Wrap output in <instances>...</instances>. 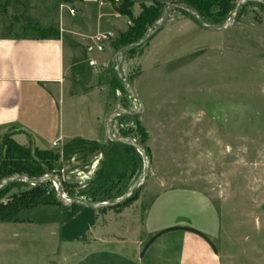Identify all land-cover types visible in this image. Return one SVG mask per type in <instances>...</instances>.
I'll return each instance as SVG.
<instances>
[{
	"label": "rangeland",
	"instance_id": "1",
	"mask_svg": "<svg viewBox=\"0 0 264 264\" xmlns=\"http://www.w3.org/2000/svg\"><path fill=\"white\" fill-rule=\"evenodd\" d=\"M36 1L0 3L10 32L47 33L38 28L48 26L49 18ZM130 1L133 16L141 5L162 3L161 18L166 6L181 3ZM238 1L231 0L227 8L211 5L207 23H226ZM159 21L143 45L118 57L122 75L141 102V113L125 121L114 118L110 125L111 133L120 136V124L150 159L141 198L142 235L184 225L209 238L219 264H264V1L242 4L223 31H210L178 9L169 11L158 27ZM86 71L90 75L88 66ZM109 73L111 89L119 93L116 109L137 110L112 68ZM15 134L20 133L1 135L0 149L3 136L16 142ZM21 146L35 148L29 140ZM98 148L82 151L73 161V152L59 149L65 198L90 203L94 183L100 187L94 198L112 202L141 178L143 160L136 151L108 140ZM99 176L109 181L91 182ZM54 185L48 190H55ZM6 187L0 203L31 186L18 181ZM80 195L84 197H76ZM16 218L25 225L0 230V264H44L50 257L54 223L71 221L69 235L77 239L82 222L74 220L72 212L60 215L42 206L22 210ZM71 254V261L79 264L78 248L72 246Z\"/></svg>",
	"mask_w": 264,
	"mask_h": 264
},
{
	"label": "crops",
	"instance_id": "2",
	"mask_svg": "<svg viewBox=\"0 0 264 264\" xmlns=\"http://www.w3.org/2000/svg\"><path fill=\"white\" fill-rule=\"evenodd\" d=\"M36 2L49 18L48 26H38L47 29L43 36L10 32L5 24L7 15H0V136L19 132L13 136L18 144L29 140L39 150H63L75 142L101 145L107 141L105 120L116 109L119 94L109 82L115 53L108 45L101 54H92L99 63L95 70L89 65L86 47L98 33L112 32L116 37L129 22L105 0ZM77 156H71V160ZM143 190H139L135 201L119 210L42 206L60 215L72 212L74 220H82L77 239L69 235L71 221L54 223L50 257L44 264H75L71 261L72 246L78 248L79 264H219L207 242L181 230L156 237L141 254L148 240L160 231L187 227L169 226L151 236L142 235ZM23 225V220L17 218L0 221V230ZM1 240L0 233V247Z\"/></svg>",
	"mask_w": 264,
	"mask_h": 264
},
{
	"label": "trees",
	"instance_id": "3",
	"mask_svg": "<svg viewBox=\"0 0 264 264\" xmlns=\"http://www.w3.org/2000/svg\"><path fill=\"white\" fill-rule=\"evenodd\" d=\"M108 1L109 5L111 6L112 10L116 12L117 14L124 16L128 20L127 28L124 32L118 33L116 38L110 43V45L114 42V50L115 52L120 49L121 47H124L126 45L135 43L143 38L145 33H147L154 25L157 24V22L161 18V10L163 8V4L155 1L148 7L141 5L140 12L137 16H133L130 8L132 6V2L130 0H105ZM181 3L185 5L186 7L190 8L194 12H196L204 22L207 23V12L209 11L211 5L218 4L221 7L227 8V6L231 5V0H181ZM178 10H181L183 13L189 15L193 19L197 21V19L187 13L186 11L176 8ZM198 22V21H197ZM216 20L211 21L210 25L216 24ZM199 23V22H198ZM209 24V23H207ZM200 25V24H199ZM201 26V25H200ZM137 49V47L127 49L125 52H131L133 50ZM114 52V53H115ZM117 76V75H116ZM118 78V77H117ZM119 80V79H118ZM120 81V80H119ZM121 83V82H120ZM122 84V83H121ZM124 87V86H123ZM120 118V121L128 120L130 117H132L131 114H125L121 116H117L115 118ZM111 125V124H110ZM120 124L118 125L117 132L121 137H129L130 134L122 132L119 128ZM112 127V125H111ZM139 143V142H138ZM124 145L125 147H128L130 149H135L127 144L119 143ZM140 144V143H139ZM2 149L0 153V181L6 177H9L11 175H25L30 178H39L43 177L45 175H49L51 173L57 175L60 178V150L59 149H50V150H39L36 147H23L16 142H14L9 136L4 135L2 139ZM142 146V144H140ZM86 147V150H85ZM99 147L96 143H85V142H75L73 144H70L66 146L69 151L73 152V155H80L82 151H88L89 153L93 152V150H96ZM63 150H66V149ZM99 149V148H98ZM112 174H110L108 177H111ZM101 177H97V179H94L93 182L99 183L109 181L108 178L101 181ZM18 181L12 182L9 185L16 184ZM51 182L42 183L39 185L31 186L30 189L22 191L18 194L11 195L8 200L4 203H0V221H13L15 220L17 214L21 212L22 210L34 208L38 206H47V205H60V203L57 200L56 197V191L51 188L48 190V185H50ZM7 185V186H9ZM56 187V185H54ZM64 183L61 185L62 194L64 193ZM96 186L94 183L91 187L90 196H92L90 203H102L107 202V200L103 198H94L96 192H99L100 187H94ZM6 186L0 190V196L6 192ZM98 188V189H97ZM139 190H136L133 192V194L125 200L123 203L111 207V208H103L99 211L104 212L107 209L111 210H119L120 208L127 207L130 205L133 201H135L138 197ZM69 192V191H65ZM76 196V197H81ZM97 196V195H96ZM84 197V196H83ZM70 199L72 197H69ZM80 199V198H78ZM109 202V201H108ZM72 208L77 207V205L71 206ZM174 230H181V231H187L194 233L201 237L205 242L209 244V246L212 248V250L215 252V248L211 241L201 232L189 228V227H172L165 229L163 231H160L153 237H151L148 242L145 244L141 254L144 252V250L149 246V244L158 236Z\"/></svg>",
	"mask_w": 264,
	"mask_h": 264
},
{
	"label": "water",
	"instance_id": "4",
	"mask_svg": "<svg viewBox=\"0 0 264 264\" xmlns=\"http://www.w3.org/2000/svg\"><path fill=\"white\" fill-rule=\"evenodd\" d=\"M247 1H250V0H239L235 5L234 11H233L230 19L226 23H224L223 25H220V26L207 24L206 22H204L202 20V18L196 12H194L190 8L186 7L182 3L170 4L164 8L163 16H162V18L159 21L157 26L159 27L165 22L169 11H171L172 9L179 8V9L186 11L190 15L194 16L202 27H204L210 31H223V30L228 29L231 26L232 21L235 19V16L237 14L239 7ZM260 1H264V0H260ZM153 33H154V30L150 29L147 32V34L145 35V37H143L139 41L132 43V44H129V45H126L124 47H121L120 49H118L115 52V54L113 56V70H114L115 74L117 75L118 79L120 80V82L122 83V85L124 86V89H125L127 95L137 103V110L133 111V110H129V109L119 108V109L114 110L112 113H110L105 120V130H106L107 140L110 142L127 144V145L133 147L135 149V151L142 157L143 173H142L141 178L133 186H131L122 196L116 198L112 202H102V203H88L82 199H67V198H65L64 195L62 194V189H61L62 180H61V178H59L56 175H45V176L39 177V178H30V177H27L25 175H11V176L6 177L0 181V190L2 188H4L6 185H8L12 182H15V181L24 182L30 186L39 185V184L46 183V182L56 183V188H55L56 197H57V200L60 203V205H63L65 207H71L73 205H77V206H82V207L96 211V210H100L103 208H111V207H114V206H117V205L123 203L125 200L130 198V196L133 194L134 191L141 189L143 187V184L145 183V180L147 178L149 168H150V159L147 156L146 151L133 138L114 136L111 133L110 124L113 121V119L117 116L125 115V114L138 115L139 113H141V110H142L141 109V102H140L138 96L136 95V93L133 91L129 82L122 75L120 68H119V65H118V57L121 53H123L127 49L143 45L151 37V35Z\"/></svg>",
	"mask_w": 264,
	"mask_h": 264
},
{
	"label": "built area",
	"instance_id": "5",
	"mask_svg": "<svg viewBox=\"0 0 264 264\" xmlns=\"http://www.w3.org/2000/svg\"><path fill=\"white\" fill-rule=\"evenodd\" d=\"M69 14L74 15V10L69 9ZM115 35L112 32L98 33L91 39V44L86 47V53L89 55L88 62L89 65L96 69L99 66L97 59L91 57L92 54L98 53L101 54L104 52L106 47L114 40ZM55 146L56 143H53Z\"/></svg>",
	"mask_w": 264,
	"mask_h": 264
}]
</instances>
